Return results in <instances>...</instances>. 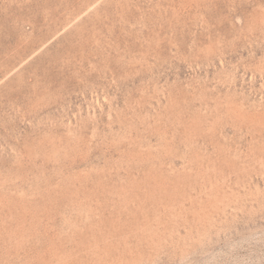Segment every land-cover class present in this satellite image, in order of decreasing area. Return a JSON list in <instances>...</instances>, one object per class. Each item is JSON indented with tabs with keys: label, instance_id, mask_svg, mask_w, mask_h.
I'll return each mask as SVG.
<instances>
[{
	"label": "rangeland",
	"instance_id": "374dc122",
	"mask_svg": "<svg viewBox=\"0 0 264 264\" xmlns=\"http://www.w3.org/2000/svg\"><path fill=\"white\" fill-rule=\"evenodd\" d=\"M0 264H264V0H0Z\"/></svg>",
	"mask_w": 264,
	"mask_h": 264
}]
</instances>
